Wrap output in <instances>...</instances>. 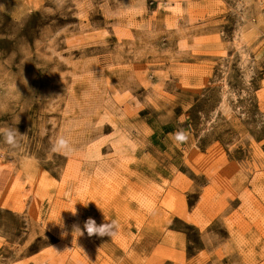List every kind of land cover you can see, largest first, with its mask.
Segmentation results:
<instances>
[{"label": "rangeland", "instance_id": "374dc122", "mask_svg": "<svg viewBox=\"0 0 264 264\" xmlns=\"http://www.w3.org/2000/svg\"><path fill=\"white\" fill-rule=\"evenodd\" d=\"M0 264H264V0H0Z\"/></svg>", "mask_w": 264, "mask_h": 264}, {"label": "clouds", "instance_id": "9594fccd", "mask_svg": "<svg viewBox=\"0 0 264 264\" xmlns=\"http://www.w3.org/2000/svg\"><path fill=\"white\" fill-rule=\"evenodd\" d=\"M59 144L63 145L65 144L64 140L58 141ZM117 222L112 221L111 223H103V224H97L95 220L92 218H89L84 223V231L87 232L88 236H109L114 237L117 234ZM75 232H78L80 235H83V232L79 227L75 228Z\"/></svg>", "mask_w": 264, "mask_h": 264}]
</instances>
